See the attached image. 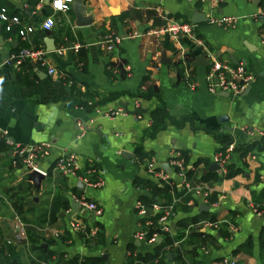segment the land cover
<instances>
[{"label": "crops", "instance_id": "0c3cea01", "mask_svg": "<svg viewBox=\"0 0 264 264\" xmlns=\"http://www.w3.org/2000/svg\"><path fill=\"white\" fill-rule=\"evenodd\" d=\"M50 1L0 0L8 16L15 14L21 25L32 29L23 41L18 35L5 36L0 24V62L17 48L34 47V34L37 48L56 72L50 77L30 60L0 70V132L13 145H50L49 156L40 163L47 176L34 187L24 171L12 167L13 150L0 140L6 148L0 151V249L8 246L18 264H127L129 259L153 254L166 238L171 246L157 250L152 264H264V248L259 246V239L264 241V214L256 216L249 209L264 198V150H247L264 136V56L259 45L264 0H219L217 4L213 0H81L85 16L91 19L85 27L75 26L71 7L65 13L53 12ZM194 12L207 21L231 16L238 22L232 30L208 22L193 24L195 40L203 48L186 37L174 42L144 35L169 20L190 23ZM46 18L52 19L53 26L42 31ZM67 32L70 38L64 36ZM108 33L123 39L112 53L99 46ZM134 33L142 35L125 38ZM45 41L52 51L47 52ZM60 47L65 49L62 55L56 53ZM198 56L205 65L193 66ZM207 56L227 64L242 63L253 82L238 96L209 94L204 85ZM149 87L156 90L170 118L188 120L181 128L167 124L152 135L147 132V112L158 106L155 99L142 103L145 113L139 119L105 116L117 109L130 112L135 99L131 96ZM13 92L32 93L8 100ZM249 130H254L253 136L247 134ZM221 137L229 142L223 151ZM172 150L184 158V177L170 168L164 171L166 181L148 176L145 162L152 159L158 166L165 165ZM61 152L75 154L83 168L101 170L103 186L79 191L74 178L52 171ZM121 152L133 158H122ZM216 153L227 156L224 168L216 164L219 174L209 170ZM149 184L170 188L166 201L153 198L151 206L157 209L139 201L149 197ZM193 189L208 192V201L203 204ZM79 195L95 204L100 215L80 208L72 211L71 197ZM211 196L215 201H210ZM136 202L145 208L143 217L137 215ZM66 205L70 213H65ZM201 205L208 209L198 211ZM46 209L53 214L49 223L42 222ZM166 209L165 235H152L151 243L137 241L135 234L146 233L156 221L154 215ZM201 213L205 220L214 217V222L188 226L175 240L181 232L175 225H186ZM15 216L24 225L19 236L23 245L11 236ZM70 220L78 222L82 231L73 232ZM197 232L204 237H188ZM245 244L249 255L243 251Z\"/></svg>", "mask_w": 264, "mask_h": 264}, {"label": "built area", "instance_id": "2783aa9c", "mask_svg": "<svg viewBox=\"0 0 264 264\" xmlns=\"http://www.w3.org/2000/svg\"><path fill=\"white\" fill-rule=\"evenodd\" d=\"M72 0H62L61 8H55L54 0L50 1V8L53 12H61L65 13L70 9V4ZM219 0H213L214 4H217ZM51 18H46L40 25V29L42 31H48L53 26V21L50 26H48V21ZM260 19L264 20V12L260 14ZM208 24L225 29L232 30L236 27L238 18L236 17H213L210 18ZM0 24L4 26L5 32H10L12 28L19 27L17 31L18 37L26 41V36L32 32L30 27L25 25H21L20 20L16 16H8L6 10L4 8H0ZM194 25L192 23H185L177 20H169L165 22L161 27L152 32L146 33L144 35H155V36H164L169 40L177 42L181 38L186 37L192 41H195L196 44L203 48L201 42L196 41L194 37ZM142 34H132L126 36L125 38H133L140 37ZM123 39L119 37L117 34L108 33L102 37L99 42V46L107 53L114 52L117 47L121 44ZM259 45L261 48V54L264 56V30L261 33L259 39ZM74 49H78L77 46ZM65 49L60 47L56 50L58 55H62ZM208 57V63L206 72L204 75V85L205 89L209 94H226L231 96L240 95L249 85L253 82V76L248 74L244 68L242 63L235 64H227L223 63L216 58ZM33 61L41 67L46 69V74L48 76H53L56 74L55 70L47 65L45 59V53L42 49L35 48L32 46L21 48L17 50L15 53L9 55L5 60L0 62V70L3 66L8 65H16L19 66L23 62ZM185 61L181 59V66H185ZM127 70V68H125ZM62 79V76H59ZM142 102L135 98L132 100V108L131 111H136L141 108ZM125 110L117 109L116 111L110 112L106 117L115 118L117 116H126ZM134 118H141V114L133 115ZM254 130H249L247 134L249 136L254 135ZM0 140L12 148V167H15L16 164L20 165V169L27 173H37L43 178H46L47 173L40 167V163L43 162L50 154V145L46 143L36 144V145H13L6 138L5 132H0ZM227 156L222 155L221 153H216L212 157V162L217 164L220 168H224L226 165ZM168 168L176 172V176L179 178L184 177V173L186 170V165L184 158L181 153L177 150H172L168 155V160L166 162ZM144 170L148 176L151 178L160 181H166L167 175L164 171L159 168V166L154 162V160L149 159L144 164ZM52 171L63 175L72 177L76 182H80L84 185V188L91 189H100L103 186L102 181V171L93 167L88 166L87 168H83L78 158L75 154L70 152H61L60 155L54 160L52 163ZM193 193L198 195L201 199V202L205 204L208 201L209 193L200 189H193ZM72 202L76 203L78 208L81 210L91 212L95 216H99L101 211L100 209L93 203L88 202L83 196H72ZM189 204V203H187ZM135 209L137 215L139 217H143L145 213V208L139 203H135ZM157 209L156 205L151 206L150 208ZM149 209V210H150ZM249 209L256 216H261L264 214V198L261 200L259 205H250ZM65 213H70V209L68 208ZM169 217V209H166L163 215L157 220V224L160 230L164 233L168 231V227L166 225L167 218ZM15 223L13 224V231L16 232L18 236H21L24 233V225L19 219L14 217ZM203 226L215 227L214 223H204ZM69 228L73 232L82 231V226L78 222H74L70 220ZM134 238L139 240H146L145 232L139 231L135 234ZM155 236H151V238L147 239L149 243L153 242ZM1 264V262H0ZM228 264H233V262H229Z\"/></svg>", "mask_w": 264, "mask_h": 264}, {"label": "trees", "instance_id": "16d2710c", "mask_svg": "<svg viewBox=\"0 0 264 264\" xmlns=\"http://www.w3.org/2000/svg\"><path fill=\"white\" fill-rule=\"evenodd\" d=\"M5 9V7H2ZM10 15H13V16H16L15 14H10ZM19 30V27H14L12 28V30L10 32H5L4 30V26H2L1 28V31L4 32L5 36H13V35H17V31ZM35 36L36 35H32V39H33V43H34V47L37 48V44L35 43ZM38 36V35H37ZM64 36L66 38H70V35L69 33H65ZM23 46V45H22ZM23 48V47H22ZM17 50H19L18 48L13 50V53H15ZM25 62H23L22 64H20L19 66L23 65ZM32 92H29V93H24V94H17V93H12L11 96L8 98V100H10L12 97L14 98H24V97H28L29 95H31ZM132 98H138L142 103H147L148 101L152 100V99H155L158 103V106L155 107L153 110H150L148 111V119L150 121V126H149V130L147 132H149L150 135H152L153 133H156L158 131H161L165 128V126L167 124L169 125H172L174 126L175 128H181L184 124V122H187L188 120L186 118H181L180 120L178 121H174L172 118L169 117V115L165 112L164 110V107H163V103L161 102L160 100V97L158 95V93L156 92V90L153 88V87H149L147 88L145 91H138L136 92L135 94H133L131 96ZM7 100V101H8ZM7 103V102H6ZM219 143L221 145V151H223L224 147L228 145V139H226L225 137H221L219 139ZM255 148L257 151H262L264 150V136H261V138L259 139V141L255 142L254 144H252L251 146H249L247 148V150H251ZM6 148H5V145L3 142H0V151H4ZM240 151V150H238ZM246 151V150H245ZM243 151V152H245ZM145 158V156H141V158L139 159L141 162H142V159ZM12 161V158L11 160ZM140 162V163H141ZM15 168H18L20 169V165L19 164H16ZM186 175V174H185ZM206 180V179H205ZM149 185H152L151 186V189L150 191L148 192L149 193V197H140L139 198V201L142 205H149L151 206L152 205V200L153 198H158V199H164V201H166L168 199V190H170L169 187H167L166 185L164 184H161V186H156V185H153V184H149ZM73 194H75V192H73ZM210 201H215V197L214 196H211L210 197ZM144 205V206H145ZM69 206H65L64 210L68 209ZM163 208H167V207H163ZM63 210V211H64ZM165 211V210H164ZM163 214L161 213H158V214H155V220L156 221H152V226L149 227L147 230H146V233H145V237L146 239H149L151 238L152 235L154 234H158V235H162L164 236L165 234L160 230L158 224H157V220L162 216ZM41 216H42V222H45V223H49L51 221V218L53 216L52 214V210H43V212L41 213ZM206 215L205 214H198L197 216H194L193 218H191L189 220V222L186 224V225H183V224H176L175 225V228L178 229V230H181V232L177 233V235L175 236V240L179 239L182 237V230L186 229L188 226H194L196 225L197 223L201 222V221H204V217ZM205 221H208V222H214V217H209L207 220ZM191 236H195V237H198V238H201V237H204V235L202 233H192L190 234L188 237H191ZM173 240V239H172ZM169 244V245H168ZM165 246H171V240L169 239V242L168 240L165 238L161 244H159L155 250H154V253L151 254V255H148V256H145L144 258H140V257H137L135 259H129L127 264H134V262L136 261H141L143 263H146V264H152L153 263V260L157 257V250L165 247ZM259 246L261 248H264V241L262 240V238L259 239ZM243 248H244V253L249 255L250 254V247L248 245H243ZM33 250V248L31 249ZM0 257L2 259V264H18L16 262V254L14 252H12L10 250V248L8 246H4L3 248L0 249ZM43 259H45L44 256H42ZM42 261V260H40ZM44 262V261H42ZM162 262V261H161ZM159 261L158 264L161 263ZM45 263V262H44ZM42 263V264H44ZM40 264V263H38ZM189 264H198L197 262H193V261H190Z\"/></svg>", "mask_w": 264, "mask_h": 264}, {"label": "water", "instance_id": "95a60500", "mask_svg": "<svg viewBox=\"0 0 264 264\" xmlns=\"http://www.w3.org/2000/svg\"><path fill=\"white\" fill-rule=\"evenodd\" d=\"M70 7L72 8V13L74 15L75 26L76 27H85V26H88L90 24L91 19L88 18L87 16H85V10H84V8L82 6L81 0H72V2L70 4ZM189 21L192 24H200V23H206L207 22L206 18H204V16L202 14H199L197 12H194V13L191 14V16L189 18ZM45 45L47 47V52H50V51L53 50V48L49 47V43L46 42ZM205 63L206 62H204L203 58L198 56V57L195 58L193 66H195V65H205ZM125 113L127 115H130V116H133V115H136V114H141L142 115V114L145 113V109L140 108V109H138L136 111H130V112L125 110ZM93 131L96 134H98L97 131H95V130H93ZM120 156L122 158H125V159L126 158H129V159L133 158V156L131 154H128L126 152H121ZM159 168H161L163 171H168L169 170L167 164L159 166ZM209 170L216 171L219 174V169H218V166L216 164H211L209 166ZM26 178L34 187H38L39 183L43 180L42 176H40L39 174L34 173V172L27 173L26 174ZM75 186H76L77 190H79V191H83V189H84V185L82 183H80V182H76ZM70 208L74 212L79 209L77 204L73 203V202L70 203ZM207 209H208L207 206L201 205V206H199L198 211H202V210L205 211ZM11 236L14 238V240L16 241L17 245H23L24 241L19 238V236L17 235L16 232H11Z\"/></svg>", "mask_w": 264, "mask_h": 264}, {"label": "clouds", "instance_id": "9594fccd", "mask_svg": "<svg viewBox=\"0 0 264 264\" xmlns=\"http://www.w3.org/2000/svg\"><path fill=\"white\" fill-rule=\"evenodd\" d=\"M55 8H61L62 6V0H54V5ZM52 23L51 19L48 21V26H50Z\"/></svg>", "mask_w": 264, "mask_h": 264}]
</instances>
